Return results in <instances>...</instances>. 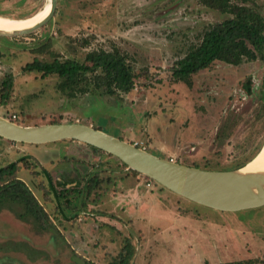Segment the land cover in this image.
I'll return each instance as SVG.
<instances>
[{
  "label": "rangeland",
  "instance_id": "1",
  "mask_svg": "<svg viewBox=\"0 0 264 264\" xmlns=\"http://www.w3.org/2000/svg\"><path fill=\"white\" fill-rule=\"evenodd\" d=\"M229 1L264 18V0ZM46 3L0 0V16L21 19ZM227 17L201 0H58L53 18L38 30L0 36V94L2 83L12 79L0 116H15L21 126L83 124L182 165L230 170L253 159L264 143L261 62L217 61L189 84L171 76L204 28ZM114 49L134 68L128 93L105 95L92 83L58 90L56 75L22 71L34 58L85 62L89 52ZM25 155L41 167L30 159L19 177L52 216L54 229H39L19 204H0V264H82L81 258L112 264L125 238L134 248L130 264L264 259V207L218 212L156 186L147 190L145 177L126 178L129 170L119 159L84 143L33 145L0 137V167ZM42 168L64 194L58 204L52 192L42 201L38 187H48ZM96 173L98 187L81 206L84 184ZM65 187L77 190L65 195ZM58 211L71 219L56 220Z\"/></svg>",
  "mask_w": 264,
  "mask_h": 264
},
{
  "label": "trees",
  "instance_id": "2",
  "mask_svg": "<svg viewBox=\"0 0 264 264\" xmlns=\"http://www.w3.org/2000/svg\"><path fill=\"white\" fill-rule=\"evenodd\" d=\"M201 1L203 5L228 15V17L204 28L199 36L198 42L188 47L183 57L174 63L171 69L173 81L189 84V79L192 75L207 69L217 61L237 66L244 61L259 60L262 64V87H264V18L262 15L252 7L230 3L229 0ZM84 61L85 62H78L76 60L59 61L55 59L51 62H43L34 58L31 62L24 65L22 71L25 73H40L43 78L56 75L61 80L56 86L58 90H73L87 83H92L95 88H101L105 95H114L117 94L118 91L120 93H128L132 90L136 76L134 68L128 61V57L121 55L116 49L113 51L99 50L89 52L86 54ZM2 84L3 87L1 88L0 99L5 100L12 87V79H6ZM245 88L247 91H250L248 84L247 86L245 85ZM14 122L17 124L19 123L17 119H15ZM68 141L76 142L75 140ZM89 147L96 153H103V151L97 148L92 146ZM30 159L33 164L41 167L39 163L29 155L21 156L17 160L0 167V204L6 201L19 204L24 209V212L32 217L38 224L39 229L43 231H46L48 228L54 229V225L51 221L52 216L47 213L41 202L34 196L26 181L19 177V174L22 176L23 172L30 169L28 163H26ZM167 160H169V158ZM248 161L250 160L239 163L230 168V170L238 169L244 166ZM33 164H31V167ZM121 164L126 167L122 162ZM128 170L129 172L127 174L129 175L144 177L136 171ZM41 174H43L48 181V187L44 185L38 187V190L43 192L42 201H48V194L52 192L58 204L60 197L64 196V194H62L61 191H56L48 171L42 168ZM97 176L98 174L96 173L90 177V179H87L84 184L85 192L84 188L80 192L76 191L80 193V195L84 192V199L86 202L81 203V206L83 205L85 207V204L90 197L93 196L95 189H97L96 187H98L99 183ZM29 182L31 183L32 180L29 179ZM153 183V186L165 189L154 181ZM63 189L65 195L77 190V188L68 189L66 187ZM57 208L58 205H56L54 209ZM57 213L61 217L55 214L54 217L56 220L60 218L65 220L71 219L70 216L64 213L59 211ZM133 255L134 248L132 243L129 238H125L123 240L122 249L115 257V261H113L112 264H130ZM81 261L82 264H95L83 258H81ZM221 264H264V259L249 258L242 261Z\"/></svg>",
  "mask_w": 264,
  "mask_h": 264
},
{
  "label": "water",
  "instance_id": "3",
  "mask_svg": "<svg viewBox=\"0 0 264 264\" xmlns=\"http://www.w3.org/2000/svg\"><path fill=\"white\" fill-rule=\"evenodd\" d=\"M58 0H50L47 15L32 27L0 36L32 33L49 22ZM0 137L12 142L43 145L75 140L97 148L119 159L130 170L200 206L226 213L264 207V173L243 174L239 170H206L160 158L146 150L90 126L48 124L21 126L0 116Z\"/></svg>",
  "mask_w": 264,
  "mask_h": 264
},
{
  "label": "bare ground",
  "instance_id": "4",
  "mask_svg": "<svg viewBox=\"0 0 264 264\" xmlns=\"http://www.w3.org/2000/svg\"><path fill=\"white\" fill-rule=\"evenodd\" d=\"M49 9L50 0H47V3L41 10L35 12V14L31 16L21 19H11L0 16V33L11 34L28 29L41 21L47 15ZM239 171L243 174L264 173V143L256 156L248 161Z\"/></svg>",
  "mask_w": 264,
  "mask_h": 264
},
{
  "label": "crops",
  "instance_id": "5",
  "mask_svg": "<svg viewBox=\"0 0 264 264\" xmlns=\"http://www.w3.org/2000/svg\"><path fill=\"white\" fill-rule=\"evenodd\" d=\"M125 175H126V178H133V179H137V178H139L138 176H132V175H129V174H127V173H125ZM146 187V186H145ZM148 188L149 187H146V189L148 190ZM156 188H158V190H159V192H162V191H164L165 189H161L160 187H158V186H156ZM167 190V189H166ZM167 191H169V190H167ZM170 193H172L171 191H169ZM172 194H174V193H172ZM174 195H176V194H174ZM177 197H179V198H181L180 196H178V195H176Z\"/></svg>",
  "mask_w": 264,
  "mask_h": 264
},
{
  "label": "built area",
  "instance_id": "6",
  "mask_svg": "<svg viewBox=\"0 0 264 264\" xmlns=\"http://www.w3.org/2000/svg\"><path fill=\"white\" fill-rule=\"evenodd\" d=\"M12 118H13L14 120L16 119L15 116H13ZM9 120L14 121V120H12V119H9ZM135 145L138 146L136 143H135ZM145 178H146V177H145ZM145 184H146V187H152L154 183H153V180H151V179H149V178H146V182H145Z\"/></svg>",
  "mask_w": 264,
  "mask_h": 264
}]
</instances>
